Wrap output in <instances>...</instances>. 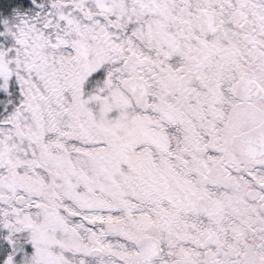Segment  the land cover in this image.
I'll return each mask as SVG.
<instances>
[{
	"label": "snow or ice",
	"instance_id": "6c2138e0",
	"mask_svg": "<svg viewBox=\"0 0 264 264\" xmlns=\"http://www.w3.org/2000/svg\"><path fill=\"white\" fill-rule=\"evenodd\" d=\"M0 264H264V0H0Z\"/></svg>",
	"mask_w": 264,
	"mask_h": 264
}]
</instances>
